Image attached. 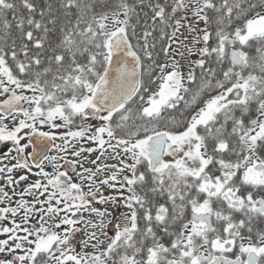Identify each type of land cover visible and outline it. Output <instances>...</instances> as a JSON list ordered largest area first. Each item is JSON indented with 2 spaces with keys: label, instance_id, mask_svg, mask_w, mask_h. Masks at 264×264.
Returning a JSON list of instances; mask_svg holds the SVG:
<instances>
[{
  "label": "snow or ice",
  "instance_id": "snow-or-ice-1",
  "mask_svg": "<svg viewBox=\"0 0 264 264\" xmlns=\"http://www.w3.org/2000/svg\"><path fill=\"white\" fill-rule=\"evenodd\" d=\"M0 264H264V0H0Z\"/></svg>",
  "mask_w": 264,
  "mask_h": 264
}]
</instances>
